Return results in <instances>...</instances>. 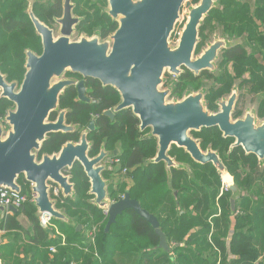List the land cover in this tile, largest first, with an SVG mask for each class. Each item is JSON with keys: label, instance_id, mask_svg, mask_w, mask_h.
I'll use <instances>...</instances> for the list:
<instances>
[{"label": "trees", "instance_id": "1", "mask_svg": "<svg viewBox=\"0 0 264 264\" xmlns=\"http://www.w3.org/2000/svg\"><path fill=\"white\" fill-rule=\"evenodd\" d=\"M25 5V0H0V70L7 74L9 80L22 79L25 71L23 67L25 50L40 49V37L33 33L34 27L28 13L25 12ZM33 12L40 21L45 22L46 19L40 8L36 6ZM59 12L60 9L49 8L47 17L58 16ZM210 14H213L210 18L215 16L220 26H224L226 30L234 29L238 33L246 31V44L250 47L257 44L256 53L263 52V55L261 61L247 57V51L242 44L228 49L224 57L222 55L221 66L224 65V68L221 76L215 77V79L219 78L217 82L221 86L212 92L210 98L207 99L206 96L205 100L207 102L215 100L223 92L222 90L229 88L232 79L240 77L245 72H248L252 79L253 91L255 93L262 91L264 95V36L261 33L250 32L249 14L243 8L230 10L229 14L219 11H211ZM255 18L264 24V9L258 10ZM114 22L116 21L108 22L107 27L100 29L98 32L100 39L104 40L114 29ZM229 62H231L230 71L227 66ZM90 83L98 84L93 86L94 102L76 100V92L69 86L59 97L58 105L68 110L65 115L67 123H77V127H86L92 115H97L96 129L90 133L92 143L88 155H95L101 143L109 150L120 147L118 155L120 170H125V179L131 181L127 192L130 198L138 201L143 209L156 217L160 230L165 234L168 249L158 247L159 236L155 234L152 226L131 209L118 215L108 231H104L107 217L101 209L88 202L89 181L81 165L75 162L70 172L75 199L65 198L57 204L58 208H63L68 216L77 218L82 230L76 231L75 228L60 225L59 231L62 232L60 234L65 235L66 240L64 239L62 243L61 238L55 235V231L52 232L55 239L51 240L45 229L34 218L32 203L25 202L17 208L16 213L7 216L0 223L2 229L16 230L12 233V241L18 242L23 236L19 233L22 232V227L15 220L16 216L24 212L31 218L33 234L27 239L31 243L28 245L31 258L27 261L25 257L19 262H25L23 264H264V172H256V168L264 162V159L256 160L255 155L246 154L241 147L230 148L227 157H221L216 152L225 170L233 178L237 189L234 194L239 195V199L235 201L236 208L231 211L229 204L231 190L220 193L222 182L217 168L212 163L194 162L188 153L172 145L169 151L171 156L178 161L187 162L193 177H189L182 169L171 168L173 189L169 190L164 163L145 165L144 160L155 154L154 139L142 137L143 133H140L137 127L138 118L129 112L118 113L113 121L104 116L103 111L111 108L118 101V94L114 90L113 92L103 90L98 81ZM11 104L6 98L0 99V117ZM262 110L264 111V103ZM54 114L52 113L49 119H53ZM200 131L205 137L211 136V139L206 138L200 142L202 149L211 140L216 148L223 152L228 150L231 138H223L216 126L191 132ZM195 135L199 137L198 134ZM73 140L76 141L77 138L69 132L49 134L42 143L38 156L43 153L58 152L64 143ZM245 165L251 169L249 174L246 171L241 173ZM251 173L262 183V186L254 187L249 183ZM17 182L21 192L29 195V183L24 181L23 176L18 177ZM124 187L126 183L119 188V191L110 190V197L116 199L117 195L125 192ZM242 191H245L244 194ZM93 225L97 227L94 247L84 238L85 229ZM12 241L11 247L15 250ZM51 246L55 247V253L49 251ZM17 260L13 264H18Z\"/></svg>", "mask_w": 264, "mask_h": 264}, {"label": "water", "instance_id": "2", "mask_svg": "<svg viewBox=\"0 0 264 264\" xmlns=\"http://www.w3.org/2000/svg\"><path fill=\"white\" fill-rule=\"evenodd\" d=\"M184 1L109 0V13L118 23L111 43L100 41L98 37L71 40L79 19L72 15L70 0H64L62 16L56 19L59 25L57 37L51 28L28 12L40 37L42 51L40 54L26 51L25 73L19 85L6 82L0 72V97L8 99L14 106L6 112L3 122L0 121V186L21 192L17 179L23 176L34 195L31 203L37 210V221L45 213L52 220L67 219L69 226L76 231L82 229L80 224L76 225L75 218H70L63 208L57 207L58 201L50 195V186L55 184L63 199H75L70 172L77 162L89 181L88 202L102 211L107 210L104 231H108L118 215L131 209L152 226L159 236L158 247L168 249L156 217L130 198L128 192L117 200L111 199L101 175L107 168L102 163L107 155L100 150L98 155L89 157L91 143L86 139L87 130L79 141H67L58 152L38 156L49 134L74 130L72 125L66 124L68 110H60L58 105L65 89L75 85L78 98L87 100L83 80L60 79L64 72L98 81L119 93V103L112 110L104 111V115L113 119L115 113L130 108L139 120L140 132L151 130L150 136L157 140V152L145 165L163 162L168 168L186 169L169 156L171 146L175 145L188 153L194 162L212 163L222 177L226 170L217 153L201 150L199 141L190 135L191 131L215 126L224 137H234L235 146L240 145L246 153L256 155L259 160L264 159V122L255 127L254 116L250 113L232 120L235 93L230 94L227 101L219 103V111L210 113L204 109L202 93L190 94L182 100H170L169 91L160 88L166 69L171 74H179V68L183 66L195 74L211 70L218 50L226 46L224 40L218 39L199 57H193L199 27L215 3V0H199L189 9L177 46L170 47L168 39ZM52 113H56V117L49 120ZM93 128L94 121H90L88 129ZM226 183L228 191L236 193V186ZM235 198L236 194L230 198L231 211L235 209ZM10 211L17 212V208L0 206L2 215Z\"/></svg>", "mask_w": 264, "mask_h": 264}, {"label": "rangeland", "instance_id": "3", "mask_svg": "<svg viewBox=\"0 0 264 264\" xmlns=\"http://www.w3.org/2000/svg\"><path fill=\"white\" fill-rule=\"evenodd\" d=\"M27 1L29 3L28 7H27V4H28ZM27 1H26V5H25L27 7V8L25 7L26 13H28V11L32 8V3L34 1H37V4L35 6H38L40 4H44V5L48 4V6H49V4H51V3L53 4V0H27ZM78 1H79V4L81 3V4L92 5V4L96 3L97 0H88L87 3H83L81 0H78ZM198 2H199V0H185L184 1L183 5L181 7L180 13H179L178 21L176 22V24H175V26H174V28H173L170 36H169V39H168L170 47L174 48L177 46L180 34H181V32L184 28V25L188 19L189 9L192 6H195ZM187 3H188V7H187ZM234 5H238V6H234ZM214 8L219 10L220 13L224 12V14H229L230 10H237V9L242 10V8H243L249 14L248 19L250 21V25H249L250 32L251 33H261L264 36V24H262L259 21V19L255 18V14L258 12V10L264 9V0H215ZM100 9H104V11H108L109 5L108 6L106 5L105 8H100V7H97L96 5H92L91 7H87L86 9H84V12L80 13V14L84 13L85 15H87L88 20L85 23H82V26L79 29H74V32L71 36V40H78L81 37H87V38L99 37L98 36V30L99 29L97 28L98 27L97 25L99 22H95V18L98 17V13H99ZM35 13H40V12L35 11ZM74 15L76 16L75 13H74ZM43 16L46 19L45 20V23H47L46 25L52 29L54 37H57L59 35V25L55 22V19L53 17L49 18L46 15H43ZM118 17H120V16H118ZM118 17H117V19H118ZM81 18L85 19V17H80V19ZM207 25H214V27H215L213 29L214 32H212V29H210L207 32L206 36L201 37L198 35L197 52L194 53V55H193L194 58L199 57V55L213 41H215L217 39H222L226 43H228V45L241 43L242 45H244L247 48V50H246L247 51V57H251L252 59L257 58L258 61H261V57L263 55V52L256 53L257 44H255L254 47H250L246 44V41H247L246 31H242V32L238 33L234 29L226 30L224 26L218 25L217 22L214 21V19H210L209 21H207ZM32 29H33L34 35L37 36L35 29L34 28H32ZM111 36L112 35L108 36L104 40L100 39V41H106L108 43H111L112 42ZM39 43H40V49H38V51H32L35 54H40L42 51L40 38H39ZM221 50L222 49H220L218 51V55L214 61V68L212 70H207V71H205V72H203L197 76L192 74V73H189V72H185L181 76L179 74L175 75V74H171L166 69L164 71V74H163V78H162L163 82H162V85H160V88L165 89V87H168V86L173 88L175 86L176 82L179 81L181 83V89H180L179 95L181 97H186L190 94H195L197 92L203 93L204 94V99H203L204 109L210 113H215V112L219 111V106H218L219 103L223 100H227L229 95L232 92H235L237 94L236 100L238 102H236L234 110H235V112H237V114H232V120L242 118L246 113L251 112L255 115L257 124L261 123L262 121H264V117L259 118L255 113V110H256V107H257L258 101H259L258 95L254 94V93H250L248 91L250 85L246 88H239L238 89L239 83L241 82V80L248 78L249 77L248 74H244L241 77H236L234 79L232 85L229 87V89H231L230 93H228V94L226 93V94L222 95L221 97L217 96V98L215 100L210 101V102H207L205 100L206 96H207V99L210 98L212 92L218 90V88L221 86L220 84L218 85V82L216 80H214V78L220 73V68H219L218 64L220 63V60H222L223 50L222 51ZM26 51H28V49L25 50V52ZM25 59H26V57H25ZM24 65H25V61H24L23 67H24ZM179 70H180V73L185 71L182 67H180ZM0 72L5 77L7 82H16L18 85L22 81L24 73H25V71H24L22 79L20 81H18V80H9L6 73L2 72L1 70H0ZM66 73H69V72H64L60 76V79L69 78L66 76ZM75 79H77V78H75ZM53 80L55 81L57 79L54 78ZM259 93L263 94L262 91H260ZM117 94L119 95V93H117ZM13 108H14V106H13V104H11L6 109L4 115H2L0 117V121L5 117L7 111L10 109H13ZM59 108L63 109L62 107H59ZM195 134H198L199 137H197ZM190 135H192L194 138L198 139L199 142H203V140L206 138L211 139V136H208V137L203 136L201 131L197 132V133L192 132ZM142 137L144 138L145 136H142ZM210 141L211 140H209L207 142L206 146L203 149L202 148L201 149L204 151L213 150V151L219 153V155H221V157H224V156L227 157L229 150H230V147H228L227 151L223 152L219 148H216ZM116 148L118 150H120V147L117 146ZM156 148H157V143L155 142V151H156ZM170 153L171 152H169V155L171 156ZM171 157L175 160V162H177V164H180L186 168L183 171L186 172L189 175V177H191V178L193 177L192 171L190 169V165L187 162L178 161L175 159L174 156H171ZM243 171H246L249 174L251 172V169L249 166L245 165V166H243L241 173ZM256 172H258V173L264 172V165L260 164L259 167L256 168ZM226 173H229V172L226 171ZM250 177H251V179H250L249 183L251 185H253L254 187H258L259 185L262 186V183L259 182L258 180H256L253 177L252 173L250 174ZM221 186H222V183H221ZM220 189H221V187H220ZM242 192H243L242 194H244L245 191H242ZM58 232H60L62 234L61 231H58ZM14 233H15V231H14ZM55 235L58 237L63 236L60 238L66 240L65 235H60V236L57 234H55ZM51 248H53L55 251L54 252H52L51 250H49V251L51 253H55L56 252L55 247L51 246Z\"/></svg>", "mask_w": 264, "mask_h": 264}, {"label": "flooded vegetation", "instance_id": "4", "mask_svg": "<svg viewBox=\"0 0 264 264\" xmlns=\"http://www.w3.org/2000/svg\"><path fill=\"white\" fill-rule=\"evenodd\" d=\"M25 1H27V0H25ZM83 3H87V1L88 0H81ZM27 3H28V1H27ZM63 3H64V0H53V4L51 3V4H49V6H48V4H46V5H44V4H40V5H38L37 7H39L40 9H41V11H42V13H44V15H48V10H49V8H57V9H60V12H59V15L58 16H55V17H53L54 19H55V22H56V19L57 18H60L61 16H62V13H63ZM70 3L72 4V9H71V12H72V15L73 16H75L74 15V13L76 14V16L75 17H77L78 19H79V21H78V24H76L75 26H74V29H79L81 26H82V23H85L87 20H88V17H87V15H85L84 13H82V14H80L81 12H84V9H86L87 7H91L92 5H96L97 7H100V8H105L106 7V5L108 6L109 5V9H108V11H104V9H100L99 10V13H98V17L97 18H95V22H99L98 23V32L100 31V29H102V28H104V27H107V25H108V22H111V21H113L114 19H113V17H112V15L109 13V11H110V4H109V0H97L96 1V3H94V4H92V5H89V4H79V1L78 0H70ZM37 4V1H34L33 3H32V8L28 11V12H32L33 13V15H34V8L36 7L35 5ZM28 5H29V3L27 4V7H28ZM234 6H238V5H234ZM26 7V8H27ZM211 11H219V10H217V9H215L214 7L208 12V16L206 15L205 16V18H204V22H203V25L202 26H200L199 27V32H198V35L199 36H201V37H204V36H206L207 35V32L210 30V29H212V32H214L213 31V29L215 28L214 27V25H207V21H209L210 19H214V21L215 22H217V24L218 25H220V23L216 20V17L215 16H213V17H211L210 18V16H212L213 14H210V12ZM95 12V11H94ZM220 12V11H219ZM29 16V15H28ZM35 16V15H34ZM36 17V16H35ZM80 17H85V19H80ZM207 17V18H206ZM37 18V17H36ZM210 18V19H209ZM38 19V18H37ZM209 19V20H208ZM39 20V19H38ZM42 23H44L45 25L47 24V23H45V22H43V21H41ZM57 23V22H56ZM115 23V26H114V29L113 30H111L110 32H109V34L107 35V37L108 36H110V35H113V33L115 32V30L117 29V27H118V23H116V22H114ZM112 24V23H111ZM112 25H114V24H112ZM47 26V25H46ZM201 27H202V29L203 30H201ZM200 30H201V32H200ZM201 33V34H200ZM99 36V35H98ZM106 37V38H107ZM230 37V36H229ZM98 38H100V37H98ZM105 38V39H106ZM218 40V39H217ZM220 40V39H219ZM214 42V41H213ZM212 42V43H213ZM211 43V44H212ZM210 44V45H211ZM209 45V46H210ZM241 45V43H237V44H232V45H228V43H226V46H224L223 48H222V50H223V52H222V55H223V57H224V54H225V52L228 50V49H232V48H234V47H237V46H240ZM197 46H198V43L196 44V47H195V51H194V53H196L197 52ZM208 46V47H209ZM207 47V48H208ZM206 48V49H207ZM221 49V48H220ZM219 49V50H220ZM218 50V51H219ZM221 50V51H222ZM244 50L246 51L247 50V48L244 46ZM201 55V54H200ZM217 57V56H216ZM223 57H222V60H220V63L221 64H223ZM216 59V58H215ZM215 59H214V61H215ZM214 61H213V68H214ZM218 64V66H219V68H220V73L218 74V76L217 77H220L221 76V73H222V71H223V68H224V65H222L221 66V64ZM228 66V70L230 71V68H231V62H229V64L227 65ZM185 71H183V72H181V73H179V75L181 76V75H183L185 72H189V73H192V74H194V75H199V74H201V73H203V72H205V71H207V70H209V69H206V70H202V71H200L198 74H195V73H193L192 71H190L189 69H187L186 67H182ZM212 68V69H213ZM211 69V70H212ZM244 74H248V72H245ZM244 74H242V75H244ZM176 75V74H175ZM178 75V76H179ZM241 75V76H242ZM66 76L67 77H69L70 79H73V80H75L76 82H78V81H80V80H83V82H84V86H85V96H86V98H87V100H81V99H79L78 98V96H77V89H76V86L75 85H73V86H70V87H73L74 88V90H75V92H76V100H80V101H83V102H94L92 99H93V96H94V94H95V91H94V88H93V86L94 85H98V84H94V85H91V83L90 82H92V83H95V81L93 82V80H91L90 78H82L81 76H79V75H77V74H72V73H66ZM240 76V77H241ZM75 78H77V79H75ZM214 78V77H213ZM219 78H217V79H215L214 78V80H216V81H219L218 80ZM6 80V79H5ZM251 77L249 76L248 78H245V79H243V80H241V82L239 83V86H238V89L239 88H246V87H248L249 85H250V87H249V89H248V91L250 92V93H254V94H256V95H258V105H257V107H256V110H255V113H256V115L259 117V118H263L264 117V111L262 110V105H263V103H264V95L263 94H260L259 92H254L253 91V87H254V85L252 84V82H251ZM233 81H234V79H232V83H233ZM7 82V81H6ZM232 83L230 84V86L232 85ZM220 83L218 82V85H219ZM103 90H107V91H112L113 92V90L114 91H116L113 87H111V86H102L101 84L99 85ZM229 86V87H230ZM97 87V86H96ZM217 87V86H216ZM218 88V87H217ZM180 89H181V83L179 82V81H177L176 82V84H175V86L173 87V88H171V87H165V89H163V90H168L169 91V99H174V97H176L175 99L176 100H182V99H184L185 97H181L180 95H179V92H180ZM224 89V88H223ZM223 92L219 95V97H221L222 95H224V94H228V93H230V91H231V89H229V88H227V89H224V90H222ZM118 93V92H117ZM232 93H235V92H232ZM231 93V94H232ZM203 94V93H202ZM236 94V93H235ZM0 95H1V89H0ZM237 95V94H236ZM0 99H1V97H0ZM203 99H204V94H203ZM228 100V99H227ZM227 100H223V101H227ZM119 101H120V95H118V101L113 105V106H111V108H109V109H107V110H112L115 106H116V104L117 103H119ZM202 102H203V100H202ZM236 102H238L237 100H236V98H235V101H234V104H233V109H232V112H231V118H232V114H237V112H235V110H234V107H235V105H236ZM204 104V103H203ZM219 106V105H218ZM63 109H66V108H63ZM60 110H62V109H60ZM219 110H220V106H219ZM106 111V110H105ZM120 112H129V113H131L132 115H134L132 112H131V109L129 108V109H123V110H121ZM120 112H117V113H115V115H114V118L113 119H110V117L109 116H106V115H104V111H103V115L104 116H106L107 118H109V120L110 121H113L114 119H115V117H116V115L118 114V113H120ZM248 113H250V114H252L253 116H254V126L255 127H257V126H259V125H261L264 121H262L261 123H259V124H257V122H256V117H255V115L253 114V113H251V112H248ZM247 114V113H246ZM55 116H54V118L53 119H49V120H54L55 119V117H56V113L54 114ZM135 116V115H134ZM245 116V115H244ZM243 116V117H244ZM97 117V115H92V119L90 120V121H94V128L93 129H88V125L86 126V127H77L76 126V124L77 123H75V124H73V123H67V121H66V124H70V125H72L73 127H74V130H72V131H70L69 133L71 134V135H74L76 138H77V140L76 141H72V142H77V141H79V139H80V136H81V134L84 132V131H88L87 133H86V139H87V141L89 142V143H92V141H91V139H90V133H92V132H94L95 131V129H96V125H95V118ZM242 117V118H243ZM66 118V117H65ZM238 119H241V118H238ZM233 120H236V119H233ZM89 121V122H90ZM89 124V123H88ZM78 125H80V124H78ZM139 125V124H138ZM138 127V126H137ZM218 128V127H217ZM218 130L220 131V129L218 128ZM138 131L140 132V130H139V128H138ZM140 133H143V135L142 136H146V134H150L151 133V130L149 129H146L145 131H143V132H140ZM192 133V132H191ZM220 133H221V136L223 137V138H226V137H224L223 136V134H222V132L220 131ZM227 137H229V136H227ZM144 138H146V137H144ZM229 138H231L230 140V142H229V144H228V147H230V148H232V147H241L242 148V146H235L234 145V142H235V138L234 137H229ZM196 139V138H195ZM196 140H198V139H196ZM198 144H199V147H200V142H198ZM101 146H100V149L98 150V152L95 154V155H93V156H89V157H94V156H96V155H98L99 154V152H100V150H103L105 153H106V155L108 156V154H112V156H117L118 155V153H119V150L117 149V148H114V149H112V150H109V149H106L105 148V146H104V144H100ZM91 147V146H90ZM200 149H201V147H200ZM243 149V148H242ZM116 150V154L114 155L113 153H114V151ZM202 150V149H201ZM204 151V150H203ZM243 151H244V149H243ZM245 152V151H244ZM246 153V152H245ZM246 154H251V153H246ZM218 155V154H217ZM254 155V154H253ZM106 156V157H107ZM219 157V156H218ZM255 157H256V160L258 159L259 160V158L255 155ZM118 158V157H117ZM116 158V159H117ZM115 159V160H116ZM220 159V158H219ZM223 164V163H222ZM263 165H264V162L262 163ZM224 165V164H223ZM258 166V165H257ZM259 167V166H258ZM228 172V171H227ZM229 175H230V173H228ZM231 176V175H230ZM222 177H223V179H225V180H227V179H229V176L227 175V173L226 174H223L222 175ZM232 177V176H231ZM232 180H233V178H232ZM233 184H234V181H233Z\"/></svg>", "mask_w": 264, "mask_h": 264}, {"label": "crops", "instance_id": "5", "mask_svg": "<svg viewBox=\"0 0 264 264\" xmlns=\"http://www.w3.org/2000/svg\"><path fill=\"white\" fill-rule=\"evenodd\" d=\"M145 137L154 139V141L157 143L156 138L150 136L149 133L146 134ZM182 151L184 152L183 149H182ZM156 152H157V148H156L155 154H156ZM155 154H154V156H155ZM118 155H119V153H118ZM118 155L117 156H112V154H108V156L105 157V159L102 162L107 167L106 170L101 172V175H102V178L107 183L108 192H110V190H112V189H116V190L119 191L120 190L119 188H121L124 183H126V187H124V188H125V192H127L128 191V187L131 184L130 180L125 179V177H124L125 176V172L120 170L119 162H117L115 160L118 157ZM153 157H151V158H153ZM151 158H148V159H146L144 161L146 162L147 160H149ZM150 164H152V163H150ZM164 169L166 171L167 187H168L169 190H172L173 188H172L171 168L166 167V165L164 164ZM182 170H184V169H182ZM227 175L229 176V179L224 180L223 177H221V175L219 174L221 182L225 181V182H228L231 185H234L232 177L228 173H227ZM29 191H30V189H29ZM123 194L117 195L116 199H112V198L111 199L112 200H117L118 197L123 196ZM232 197H234V193L231 191V195L229 197V204H230V198H232ZM238 199H239V195L237 194L236 198L234 200L235 208H236V202L235 201H237ZM62 201H63V198H62ZM32 207L34 209L33 210V216H34L35 219H37L36 218L37 210H36V208L34 206H32ZM57 207H58V204H57ZM8 213L5 212L4 215H2L0 213V223L3 221L4 218H7V216H10V215H12V213H16V212L10 211ZM66 215H67V213H66ZM69 217L70 218H75V217H71V216H69ZM75 219L77 220V218H75ZM15 220L22 227V232L20 231L19 233H22L21 235L23 237L22 238L20 237L18 242L16 240L12 241V239H13L12 233H14V231H16V230H12L10 228H8V230L7 229L5 230V229H2L0 227V264H13V262H15L16 259H18L17 262H19L22 259H25V257H26L27 261L31 258V250H30V247H28V245H31V243L27 240L33 234V231H32L33 223L31 221V218H30L29 215L25 214L24 212H20L16 216ZM77 224H79L78 220H77L76 225ZM60 225H66L68 227H71V226H69L70 224L67 223V219L64 220V221H62V220H52V228L45 229L46 233L48 234V237L51 238V240L55 239V238H53L52 232L53 231H55V232L59 231L60 230L59 229ZM23 232H24V234H23ZM11 241L15 245V248H16L15 250L11 247ZM61 241H62V243L64 242V240H62V239H61ZM25 250H27V251H25ZM2 252H3V255H2ZM23 263H25V262H23ZM23 263H20V264H23Z\"/></svg>", "mask_w": 264, "mask_h": 264}, {"label": "built area", "instance_id": "6", "mask_svg": "<svg viewBox=\"0 0 264 264\" xmlns=\"http://www.w3.org/2000/svg\"><path fill=\"white\" fill-rule=\"evenodd\" d=\"M170 100H176L175 97L174 99H170ZM1 122H3V119L1 120ZM5 126V125H4ZM6 128V126H5ZM117 162H119V159H116ZM125 170H123L124 172ZM228 190V185L225 181H222V186L220 189V193L223 191H227ZM50 195L54 200H57L59 202L62 201V197L60 194V190L57 187V185L55 184H51L50 186ZM33 197L34 195L29 192V195L24 194L22 192H17V191H13L10 189H6L0 186V206L3 207H9V206H13L15 208H19L21 207L25 202L29 201L32 202L33 201ZM122 197V196H121ZM104 215L107 217V210H103ZM38 223L39 225L43 228H47L50 229L52 228V218L49 214H41L39 219H38ZM96 225H93L90 228H86L85 229V233H84V238L87 241V243L91 246H95V234H96ZM57 235H61L60 232L56 231L55 232ZM63 237V236H60ZM64 240V239H62ZM49 250H51L52 252H54L55 250L53 248H49ZM71 264H75V263H71Z\"/></svg>", "mask_w": 264, "mask_h": 264}, {"label": "bare ground", "instance_id": "7", "mask_svg": "<svg viewBox=\"0 0 264 264\" xmlns=\"http://www.w3.org/2000/svg\"><path fill=\"white\" fill-rule=\"evenodd\" d=\"M223 174H226V172H224ZM223 174H222V175H223ZM224 180H225V179H224Z\"/></svg>", "mask_w": 264, "mask_h": 264}]
</instances>
